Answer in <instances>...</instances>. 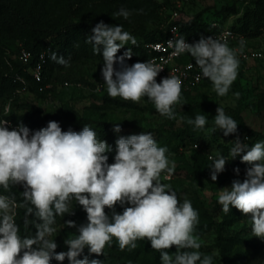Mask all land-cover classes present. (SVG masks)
Listing matches in <instances>:
<instances>
[{
  "label": "clouds",
  "instance_id": "clouds-1",
  "mask_svg": "<svg viewBox=\"0 0 264 264\" xmlns=\"http://www.w3.org/2000/svg\"><path fill=\"white\" fill-rule=\"evenodd\" d=\"M131 11L121 8L114 15L128 19ZM136 45L135 38L120 25L100 21L92 28L86 42L93 52L102 55L101 74L107 94L115 99L139 103L142 97L152 101L156 111L175 119L173 107L181 102L182 80L169 75L157 83L162 68L151 61L128 65L129 48L122 56L118 51L128 42ZM176 54L189 53L199 66L204 78L212 82L218 96H225L237 79L239 60L237 52L226 41L212 36L195 43L183 37L169 42ZM100 46H103L102 49ZM51 59L67 67L69 61L53 52ZM120 67L117 69L116 64ZM191 67V65H189ZM239 93H235L238 98ZM9 111V107L4 109ZM214 126L224 136L235 134L237 122L217 107ZM188 123L202 129L207 123L205 115L198 114ZM113 131H122L120 123ZM114 162L109 163L106 153L112 148L100 140L97 133L85 125L79 132L62 130L56 121L32 132L22 123L10 129L8 120H0V187L8 191L11 186L23 187V204L0 195V264H51L54 259L69 264H102L98 259L80 257L85 248L88 254L101 256L106 246L115 239L121 251L137 248V241L147 239L151 248L160 252L161 264H213L214 256L200 251L202 242L195 234L199 213L188 199L182 202L170 184L162 183L161 175L168 179L174 163L150 132L119 136L116 141ZM234 159L250 165L243 181L233 180L230 188H222L218 203L224 213L233 208L250 217L252 236L264 240V141L249 147L237 137L230 150ZM213 161L211 180L225 170L227 159L222 155ZM239 175V169L234 170ZM73 200L86 213V223L77 225L68 220L77 235L64 240L67 251L57 252V243L48 237L56 232V217L73 215ZM26 215L35 217V235L21 236L16 223V209L27 206ZM119 205L123 211L117 212ZM111 210V216L105 211ZM28 220L25 219L27 226ZM175 248L174 252L170 250Z\"/></svg>",
  "mask_w": 264,
  "mask_h": 264
},
{
  "label": "trees",
  "instance_id": "trees-1",
  "mask_svg": "<svg viewBox=\"0 0 264 264\" xmlns=\"http://www.w3.org/2000/svg\"><path fill=\"white\" fill-rule=\"evenodd\" d=\"M171 3V0H0V112L4 111L6 103L9 107V111L0 114V120H8L11 128L22 123L32 132L46 127L49 121L58 122L64 131L72 129L79 132L87 125L97 133L100 140L106 141L111 146L112 151L106 155L109 157L108 162L113 163L116 154V139L121 135H131L128 131L122 130L120 133L113 131L114 124L119 122L83 115L66 103L59 105L50 113L38 114L33 104L21 99L19 93L27 91L30 94L42 96L48 89H53L57 84L63 85L64 81L70 84L79 82L89 85L82 77L85 67L103 66V59L101 54L93 52V45L86 42V39L92 35V28L100 21L109 25H120L124 31L129 32L135 38L136 45H132L129 41L117 53L119 57L129 48L131 49L132 56L131 59L126 58V64L149 61L150 53L146 50L145 44L149 41L163 39L167 32V25L166 19L159 27L147 29V24L157 18V10L170 6ZM121 8L131 11L132 14L127 20L122 16L114 15ZM237 13L238 10L234 5H224L217 10V14L221 15L222 18L220 23L212 24L202 19L200 13L186 19L178 18L173 22L177 24L183 38L187 39L189 43H195L201 36L207 37L222 27L227 16ZM229 26L247 38L258 37L264 29V0H249L243 7V11L235 17ZM21 47L30 52V57L25 63L18 58ZM100 47L102 49L103 46ZM53 52L58 58L63 56L68 60L69 65L65 67L53 61L51 59ZM41 53L44 56L42 77L41 80L37 81L32 76V69L39 60ZM190 58L192 56L185 53L181 60ZM115 67L119 69L120 65L117 63ZM47 84L49 86H45ZM210 84L211 81L206 78L193 89L200 85ZM190 91L182 90L181 95H186ZM91 97L93 102H96L94 104L102 109L135 106L131 101L111 98L107 94V87L92 91ZM250 107L252 109L256 107L257 110L262 109L264 107V93L259 98L258 103H251ZM228 116H231L238 124L237 132L230 134L235 139L239 137L240 141L247 142L248 146L252 145L257 138L264 140V134L261 135L246 125L239 108L229 113ZM126 126H134L139 133L144 130L137 123L133 125L120 123L121 129ZM206 126L208 123L204 127ZM202 129L188 125L183 129L175 130L161 128H148L146 130L147 132L155 131L158 135L166 132L162 138L155 137L154 139L158 146L167 147L169 150V147L180 149L187 143L190 146L195 143L194 147L198 143L203 144ZM229 145L233 146V143ZM205 161H210L209 157L206 154H199L194 163L188 164L189 172L200 176V167ZM230 166L232 170L238 168L239 172L245 171L249 167L248 164L242 163L241 159H230ZM0 192L5 193L18 204L24 203L23 187L20 185L11 186L8 191L0 187ZM74 204L75 201L73 200L72 208ZM29 206L31 205L16 209V223L20 228L22 237L35 235V217L26 215ZM231 214L232 211L224 213L223 219L231 220ZM69 216L68 214L64 217L57 216L55 225ZM25 219L28 220L27 226ZM208 228V224H198L195 233L201 234ZM228 240L229 243L224 241L219 243L223 257L222 264H230V246L240 241L238 237H230ZM137 245L136 249L126 252L121 264H160L158 257L154 255L149 261L145 248L138 243ZM67 250H63L60 246L56 249L57 252ZM86 254H88L87 248L78 258H83ZM63 262L69 261L66 258ZM60 263L54 259L51 261V264Z\"/></svg>",
  "mask_w": 264,
  "mask_h": 264
},
{
  "label": "rangeland",
  "instance_id": "rangeland-1",
  "mask_svg": "<svg viewBox=\"0 0 264 264\" xmlns=\"http://www.w3.org/2000/svg\"><path fill=\"white\" fill-rule=\"evenodd\" d=\"M248 2L249 0H183L178 5L172 2L170 6L162 7L156 11L157 18L147 24V29L161 26L164 19L167 20L170 17L174 8L178 11V18L186 19L196 13H200L202 19L208 22L220 23L222 18L221 15L217 14V10L224 5H234L238 13L227 16L223 21V26H229L235 17L243 11V7ZM246 41L249 45H258L261 43V38L259 36L250 37ZM241 61H239L237 79L231 85L227 95L218 96L213 90L212 82L210 85H200L188 94L181 95V102L173 107L175 119L160 115L152 101L146 96L142 97L139 103H134V107H109L103 109L97 107L94 104L96 102L92 100L91 92L95 91V86L98 82L104 81L101 74L103 66L85 67L82 77L89 85L83 83L57 84L53 89H48L42 96H36L27 91H21L19 96L23 100L30 101L38 114L50 113L59 105L66 103L83 115L111 119L131 125L137 123L144 129L141 130V133H148L146 130L148 128L183 129L190 125L188 123L189 119L194 120L198 114L205 115L208 126L201 130L203 144L198 143L194 147L187 143L180 149L169 147L166 155L170 161V166L174 163V171L168 179H165V174L162 173L161 181L171 185L181 202L184 199L191 201L194 209L199 213L198 224H208L209 228L205 232L195 234L200 237L202 242L200 249L202 253L209 255L216 253L213 264H222L223 257L219 243L222 241L229 243L228 238L230 237H238L240 239L239 242L230 246V264H264V240L252 236L250 217L233 208L231 210L232 219L227 221L223 219L222 205L218 203L220 189L230 188L233 180L239 179L243 181L248 167L245 171L239 172V175L231 169L230 159L232 157L230 156V150L234 146L235 138L231 135L224 136L221 130L215 128L213 118L216 115L217 107H222L226 115L239 108L246 125L256 130L259 134H264V107L260 110H257L256 107L253 109L250 107L251 103H258L259 98L264 93V63L252 60ZM235 93L240 94L238 98ZM6 106H8V103L5 104ZM5 112L4 110L0 114ZM122 130L131 134H140L134 126H126ZM150 133L154 138H162L166 132L161 135H158L155 131ZM260 141L264 140L257 138L252 145ZM231 143H233V146L229 145ZM242 143L247 145V142ZM199 154H206L207 157L211 156L213 159L222 155L228 160L225 170L218 174L217 181L213 182L211 180L210 167L213 163L212 160L203 163L200 167V176L189 172L188 164L194 163ZM238 159L240 160L241 157L237 156L234 158V160ZM0 195L6 196L5 193L1 192ZM73 211V215L54 226L56 232L48 237L50 240L55 241L63 250H67L64 240L77 235L76 229L67 227L65 222L73 220L77 225L86 223V213L76 202ZM105 211L111 216V210L106 209ZM116 211L122 212L123 209L117 205ZM137 243L145 248L149 261L154 255L158 257V262L161 264L160 252L153 250L147 239L138 240ZM127 251V249L121 251L115 239H113L112 245L105 247L103 255L86 254L85 256H88L89 260L98 259L102 264H121ZM170 251L174 252L175 248L173 247ZM62 264H69V262H63Z\"/></svg>",
  "mask_w": 264,
  "mask_h": 264
},
{
  "label": "built area",
  "instance_id": "built-area-1",
  "mask_svg": "<svg viewBox=\"0 0 264 264\" xmlns=\"http://www.w3.org/2000/svg\"><path fill=\"white\" fill-rule=\"evenodd\" d=\"M180 1L183 0H172L175 5H178ZM176 19H178V11L176 8H174L171 11L170 17L166 20L167 32L164 38L147 42L145 44V48L150 53L149 61L162 68L161 72L156 78L157 83H159L163 78L168 77L169 75H174L182 80V90L190 91L194 87L198 86L199 83L206 78L202 76L201 69L195 64L193 57L187 60H181L182 56L187 52L176 54L174 47L169 46L168 42L170 40L175 41L182 37L177 24L173 22ZM211 23L215 24L214 21H212ZM208 36L226 41L232 49H239L240 41L243 39L244 47L242 52H237L238 60H252L264 63V29L259 35V37L261 38V43L258 45L247 44V37L243 36L239 32L232 29L230 26L226 25L220 27L217 31L210 33ZM185 41L189 43L187 39H185ZM29 57L30 52L21 47L18 52L19 60L25 63L28 61ZM43 61L44 56L43 53H41L39 60L36 62L32 69V76L37 81L41 80L42 77L41 72ZM189 65H191V67H189ZM78 83L79 82L74 84ZM63 84L68 85L70 83L64 81ZM45 86L49 85L47 84ZM104 87H107L106 84L104 83V81H100L96 84L95 90H101ZM39 89H41V87H39ZM195 145L196 144L194 143L193 146Z\"/></svg>",
  "mask_w": 264,
  "mask_h": 264
}]
</instances>
